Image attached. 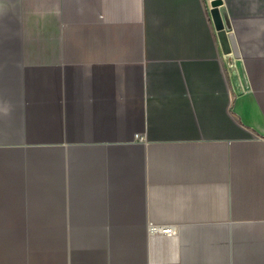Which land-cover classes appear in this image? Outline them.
<instances>
[{"label":"crops","instance_id":"1","mask_svg":"<svg viewBox=\"0 0 264 264\" xmlns=\"http://www.w3.org/2000/svg\"><path fill=\"white\" fill-rule=\"evenodd\" d=\"M211 1L0 0V196L65 203L49 234L0 209V264H114L126 235L151 264L152 224L264 223V0H222V33Z\"/></svg>","mask_w":264,"mask_h":264},{"label":"rangeland","instance_id":"2","mask_svg":"<svg viewBox=\"0 0 264 264\" xmlns=\"http://www.w3.org/2000/svg\"><path fill=\"white\" fill-rule=\"evenodd\" d=\"M226 58L229 68L235 69L238 59L233 54ZM62 193L0 196V209L18 207L26 209L24 212L29 215L25 216L23 223L27 225L40 222V219L33 213L41 211L42 216L38 215L41 216L42 223H44V233L49 234L51 232L50 199L52 198L53 205L59 208L61 203L65 205L64 199L61 198ZM51 195L53 196L50 197ZM55 215L60 223L61 213ZM261 220L262 218L258 217L237 219L231 235L222 227L219 229L212 227L211 221L199 223L196 227L193 226L194 230L192 231L190 229L183 230L182 227L180 230L176 224H170L172 227L174 226V234L172 237H158L151 264H264V223ZM190 223L195 224V222ZM31 227L34 228V225ZM126 236H123L125 240L122 243L111 240L112 253L114 256L118 253L120 255L116 259L111 256V261L114 264H147L144 254L136 248L139 241L132 240L131 235L128 238ZM121 248H123L122 252ZM182 257H184L183 262H181Z\"/></svg>","mask_w":264,"mask_h":264},{"label":"water","instance_id":"3","mask_svg":"<svg viewBox=\"0 0 264 264\" xmlns=\"http://www.w3.org/2000/svg\"><path fill=\"white\" fill-rule=\"evenodd\" d=\"M211 13L214 22V26H216L219 32H230L232 31V26L230 24L228 12L223 5L222 0H212L211 1ZM184 257H182L183 262Z\"/></svg>","mask_w":264,"mask_h":264},{"label":"built area","instance_id":"4","mask_svg":"<svg viewBox=\"0 0 264 264\" xmlns=\"http://www.w3.org/2000/svg\"><path fill=\"white\" fill-rule=\"evenodd\" d=\"M149 230L154 234L161 233L166 236H172L174 234L175 229H174V226L172 227L170 224L164 225L161 223H157V224L150 225Z\"/></svg>","mask_w":264,"mask_h":264}]
</instances>
